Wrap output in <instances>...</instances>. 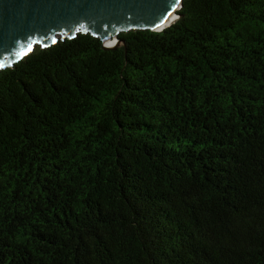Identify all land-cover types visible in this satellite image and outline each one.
Returning a JSON list of instances; mask_svg holds the SVG:
<instances>
[{"label":"trees","instance_id":"obj_1","mask_svg":"<svg viewBox=\"0 0 264 264\" xmlns=\"http://www.w3.org/2000/svg\"><path fill=\"white\" fill-rule=\"evenodd\" d=\"M0 71V264H264V0H182Z\"/></svg>","mask_w":264,"mask_h":264},{"label":"water","instance_id":"obj_2","mask_svg":"<svg viewBox=\"0 0 264 264\" xmlns=\"http://www.w3.org/2000/svg\"><path fill=\"white\" fill-rule=\"evenodd\" d=\"M181 6L182 0H0V71L36 45L49 47L79 33H91L110 48L121 42V32L162 30L179 17Z\"/></svg>","mask_w":264,"mask_h":264},{"label":"bare ground","instance_id":"obj_3","mask_svg":"<svg viewBox=\"0 0 264 264\" xmlns=\"http://www.w3.org/2000/svg\"><path fill=\"white\" fill-rule=\"evenodd\" d=\"M165 23H166L165 21H164V22H161V23H159V24H157V25H154L153 28H155V29H159V28H161L162 26H164Z\"/></svg>","mask_w":264,"mask_h":264},{"label":"snow or ice","instance_id":"obj_4","mask_svg":"<svg viewBox=\"0 0 264 264\" xmlns=\"http://www.w3.org/2000/svg\"><path fill=\"white\" fill-rule=\"evenodd\" d=\"M179 2H180V0H175V3L178 5L179 4ZM55 42V41H54ZM32 49H31V47L29 46V48H28V51H31ZM3 66H5V65H3V64H0V67H3Z\"/></svg>","mask_w":264,"mask_h":264}]
</instances>
